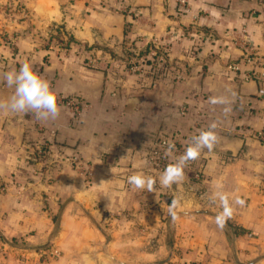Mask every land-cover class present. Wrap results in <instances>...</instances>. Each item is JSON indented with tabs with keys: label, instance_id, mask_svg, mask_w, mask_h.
<instances>
[{
	"label": "crops",
	"instance_id": "0c3cea01",
	"mask_svg": "<svg viewBox=\"0 0 264 264\" xmlns=\"http://www.w3.org/2000/svg\"><path fill=\"white\" fill-rule=\"evenodd\" d=\"M54 32L70 46L49 42ZM153 46L160 62L135 72ZM247 51L252 64L228 71ZM25 62L82 109L59 103L54 121L0 110V264H264V144L255 138L264 78L243 77L264 74V0H0V101L14 93L2 74ZM221 95L227 114L209 103ZM213 122L214 150L161 188L147 161L152 145ZM137 173L158 190L133 188ZM217 184L230 202L245 200L223 230L211 203Z\"/></svg>",
	"mask_w": 264,
	"mask_h": 264
},
{
	"label": "clouds",
	"instance_id": "9594fccd",
	"mask_svg": "<svg viewBox=\"0 0 264 264\" xmlns=\"http://www.w3.org/2000/svg\"><path fill=\"white\" fill-rule=\"evenodd\" d=\"M2 78L7 87L14 88V93L7 100L0 101V110H7L13 114L31 112L38 120L42 121H54L59 118L62 105L58 103L57 94L51 88L50 82L33 71L29 63H23L18 71L13 69L4 72ZM209 103L225 106L223 108L225 114L231 110L227 107L230 103L229 98L223 95L210 97ZM217 127V123L213 122L208 126V130H200L198 135L191 137L189 146L183 154L176 157V162L167 165L161 173L159 180L161 188L170 189L174 184L181 183L185 178L184 169L188 163L198 159L205 149L209 153L214 150L220 139L215 131ZM174 149L175 145L169 142L165 149V155H171ZM128 183L135 189L146 190L147 192L158 190L156 188L157 181L142 173L129 176ZM216 188L217 191L214 192L211 203L219 202L222 210L214 219L216 226L223 230L234 214L233 203L243 207L245 200L236 197L230 202L228 194L222 191V185L217 184ZM179 206L180 201L177 198H173L168 206L169 215L173 221L179 219L176 212Z\"/></svg>",
	"mask_w": 264,
	"mask_h": 264
},
{
	"label": "built area",
	"instance_id": "2783aa9c",
	"mask_svg": "<svg viewBox=\"0 0 264 264\" xmlns=\"http://www.w3.org/2000/svg\"><path fill=\"white\" fill-rule=\"evenodd\" d=\"M181 12H187V9L183 2H181ZM245 49H247V46L242 43L241 45ZM248 50V49H247ZM155 51L150 50L148 52V58L154 57ZM252 56L251 52L247 51L245 56L242 58L241 61L238 63H230L227 66L228 71L238 72L240 71L241 65H250L252 64ZM131 68L137 72L142 73L144 68H148L147 64L144 63V60H139L137 62H133L131 64ZM243 77L245 81H251V80H261L264 78V74L258 73L254 71L253 69H247L243 72ZM58 103L65 105L67 108L73 110L75 114L81 115V105L75 98H60L58 99ZM194 136V135H192ZM191 136V137H192ZM191 137L187 138L186 140L180 139V137L177 134L172 135H162L159 137L156 142L152 145L150 148V151L148 153V164L153 173L156 175H161L163 170L166 168L167 165L175 163L176 157L183 154V152L186 150V148L189 146V143L191 141ZM255 138L259 141V143L264 144V129L257 131L255 133ZM172 143L175 145L174 152L171 155L166 156L165 155V149L167 148L168 143ZM39 153L41 152V148H39ZM35 161L36 159H31ZM72 161L76 164H79L80 161L77 159H72ZM93 173L91 170H88L85 174L86 182H90L92 179ZM3 190V189H2ZM47 255L50 257L58 256L59 252L57 250H50Z\"/></svg>",
	"mask_w": 264,
	"mask_h": 264
},
{
	"label": "trees",
	"instance_id": "16d2710c",
	"mask_svg": "<svg viewBox=\"0 0 264 264\" xmlns=\"http://www.w3.org/2000/svg\"><path fill=\"white\" fill-rule=\"evenodd\" d=\"M49 42L53 43V45H55L57 48L59 49H66L68 48V46H70L71 44V39L69 38H66L64 39V37H61L60 36V33L58 32H54L53 34L50 35L49 37ZM151 50H154L155 51V55L154 57H152V59H148V52L150 50H147L145 51L144 53H141L138 57V60H144V63L145 64H153L155 62H160V56H163V52L158 49V48H155L154 46L150 48ZM48 147H42L41 149V153H39L38 151L35 150V154L37 155L36 156V159H44L46 157V151H47Z\"/></svg>",
	"mask_w": 264,
	"mask_h": 264
}]
</instances>
